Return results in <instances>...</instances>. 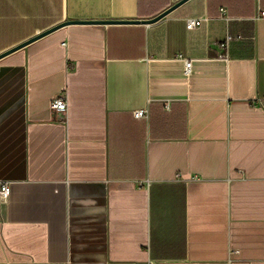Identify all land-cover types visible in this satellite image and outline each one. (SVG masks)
<instances>
[{
    "label": "crops",
    "instance_id": "crops-1",
    "mask_svg": "<svg viewBox=\"0 0 264 264\" xmlns=\"http://www.w3.org/2000/svg\"><path fill=\"white\" fill-rule=\"evenodd\" d=\"M181 1L0 0V264H264V0Z\"/></svg>",
    "mask_w": 264,
    "mask_h": 264
},
{
    "label": "built area",
    "instance_id": "built-area-1",
    "mask_svg": "<svg viewBox=\"0 0 264 264\" xmlns=\"http://www.w3.org/2000/svg\"><path fill=\"white\" fill-rule=\"evenodd\" d=\"M203 20H197V19H188L186 21V26L188 30H194L201 26ZM233 39L231 37H228L227 40L221 44L222 49H227L229 42H231ZM227 61V59H224ZM192 67V62H187L186 63V68L187 70H190ZM67 102L64 97H59L53 100L51 104V109L53 113H55L58 116H65L67 113ZM137 118H144L145 113L144 112H138L136 113ZM11 195V185L6 182H1L0 181V202L1 201H6Z\"/></svg>",
    "mask_w": 264,
    "mask_h": 264
},
{
    "label": "water",
    "instance_id": "water-1",
    "mask_svg": "<svg viewBox=\"0 0 264 264\" xmlns=\"http://www.w3.org/2000/svg\"><path fill=\"white\" fill-rule=\"evenodd\" d=\"M187 1H189V0H183L180 3L176 4L174 7H172L171 9H169L168 11H166L163 14H161L160 16H158L157 18H155V19H153L151 21L143 22V23L145 25L154 24V23L160 21L161 19L165 18L166 16H168L172 11H174L175 9H177L178 7H180L181 5H183L184 3H186ZM114 24H129V23L128 22H121V23H119V22H68L66 24H63L59 28H62V27H65V26H70V25H101V26H104V25H114ZM59 28H56L54 30H51V32H53V31H55V30H57ZM51 32H48L46 34H43V35H41V36H39V37H37V38L29 41L27 44H24V45L20 46L19 48H17V50L18 49H22V48H24V47H26V46L34 43L35 41H37L40 38L48 35ZM3 57H5V55L1 56L0 59L3 58Z\"/></svg>",
    "mask_w": 264,
    "mask_h": 264
}]
</instances>
